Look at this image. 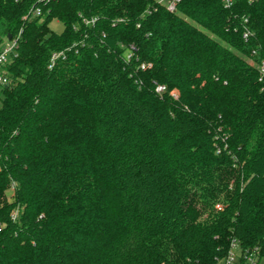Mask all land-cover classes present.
<instances>
[{"label": "trees", "instance_id": "trees-1", "mask_svg": "<svg viewBox=\"0 0 264 264\" xmlns=\"http://www.w3.org/2000/svg\"><path fill=\"white\" fill-rule=\"evenodd\" d=\"M19 33L0 264L264 256V0H0V46Z\"/></svg>", "mask_w": 264, "mask_h": 264}, {"label": "built area", "instance_id": "built-area-1", "mask_svg": "<svg viewBox=\"0 0 264 264\" xmlns=\"http://www.w3.org/2000/svg\"><path fill=\"white\" fill-rule=\"evenodd\" d=\"M181 0H159L169 12L175 13L178 11V6ZM227 7L231 6L234 0H224ZM35 14L39 15L41 13L40 9H37ZM21 34L11 36L10 39H5L0 46V85L3 86L9 82L7 65L16 57V52L19 46ZM63 52H54L51 56V61L49 67L52 68L56 60L63 56ZM262 77L264 76V60L259 65ZM142 68H145V65H142ZM261 77V79H262ZM166 90V86L158 84L156 86L157 93H163ZM171 95L174 98L178 97L179 92L174 89L170 91ZM14 189V187H12ZM217 210L223 209V204L218 203L216 205ZM18 216V211L14 213L13 218L16 219ZM264 256L261 254L257 247L255 248H242L238 240H234L231 243V247L226 256L218 260V264H260Z\"/></svg>", "mask_w": 264, "mask_h": 264}, {"label": "rangeland", "instance_id": "rangeland-1", "mask_svg": "<svg viewBox=\"0 0 264 264\" xmlns=\"http://www.w3.org/2000/svg\"><path fill=\"white\" fill-rule=\"evenodd\" d=\"M50 25H51V28L57 32H61L64 28V25L56 19L51 21ZM11 190H12V188H10L9 194H11ZM260 264H264V259H262Z\"/></svg>", "mask_w": 264, "mask_h": 264}, {"label": "water", "instance_id": "water-1", "mask_svg": "<svg viewBox=\"0 0 264 264\" xmlns=\"http://www.w3.org/2000/svg\"><path fill=\"white\" fill-rule=\"evenodd\" d=\"M11 38V35H9V39Z\"/></svg>", "mask_w": 264, "mask_h": 264}]
</instances>
